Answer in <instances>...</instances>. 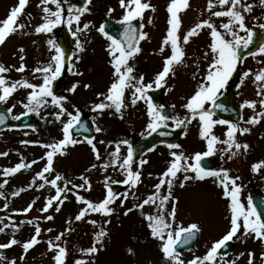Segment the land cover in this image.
<instances>
[{
    "label": "rangeland",
    "instance_id": "obj_1",
    "mask_svg": "<svg viewBox=\"0 0 264 264\" xmlns=\"http://www.w3.org/2000/svg\"><path fill=\"white\" fill-rule=\"evenodd\" d=\"M149 2L155 6L156 11L146 10L141 20L143 31L149 33V38L140 42L142 52L131 61L135 66L136 75L143 74L146 83L154 80L156 73L163 68L164 58L171 52L170 47H166L163 53L159 51L169 27L167 24L169 18L167 5L170 0H149ZM207 2L208 0H189V8L179 14L182 21L181 36L200 19L208 18ZM244 2L255 5L251 13L245 14L248 26L264 24V6L260 5L259 0H244ZM70 3L74 2L70 1ZM17 5L18 0H0V24H2L3 19L7 18L11 8ZM48 6L55 10L54 5L49 4ZM200 6H204L203 9ZM64 7L65 15H67V5ZM90 7L92 11L82 17L81 26L83 23L91 22V27L79 34L80 39L85 43L86 50L79 53L82 57L79 61L73 58L74 68L72 71H69L70 65L66 60L62 75L53 82L52 87L57 95L69 97L65 104L69 111H73L72 106L76 105L81 109L82 115L90 120L94 130V142L100 151L101 159H96L91 146L87 143L70 146L66 155L55 157V171L51 174L46 173V176L52 179L56 173H60L66 179L72 180L74 184L83 183L80 177L82 175L87 176L91 181V190L74 189L67 194L68 199L60 206L59 212L55 211L54 206L47 213H43L40 209L48 197L55 195V189L51 185H45L43 189L39 188V183L43 182L39 179H37L36 184L29 187L33 177L46 164V158L42 160L40 157H44L48 149L42 145L62 138L63 125L61 121L56 120L54 115L59 110L56 106L48 104L42 107L39 115L28 113L36 119L35 125L29 129H20L12 125L0 130V152L8 153L7 156H0V184H3L4 180H8V183L0 189L5 193L4 197H0V217L4 218L3 223L5 224L15 223L19 225V231L14 232L9 226L4 232H0V243H7L13 236L21 242L10 248L0 249V252H3L7 258L0 260V264H9L13 258L16 259L17 264H55L56 252L49 250L48 241L54 240L55 236L61 232H64V236L60 243L68 250L65 264H74L78 258L87 260L88 264H171L165 259L161 251V242L151 236L150 229L147 227L148 222L145 219L146 214H156L159 211V201L157 204L145 205L142 210L134 208L127 215L124 213L128 208L141 203L155 191L154 185L159 182L160 175L172 160L171 151H183L186 155L191 156L197 151L206 150V141L199 135L198 121H193L187 125V134H185L184 126V136L177 142L182 145L181 149H169L168 146L161 145L154 148L148 155L134 160V170L139 169L142 173L141 182L138 185L135 187L122 183L111 185L116 193H129L128 199L123 205H121L122 197L116 199L112 205L115 211L111 216L106 217L99 213H90L81 221L75 220L79 210L84 207V204L76 200L77 191L87 199L99 202L106 195L104 187L106 176L115 181H122L126 178L118 165L110 166L107 169L102 167L105 162L110 163L112 159L110 153L114 151L115 144L125 139L132 144L136 137L146 135L149 131L146 127L149 117L145 101L141 100L132 105L129 99L127 101L128 106L122 114L116 113L114 110H105L103 114L92 110V104L99 102L100 99L97 93L106 92L113 79V68L109 63L110 56L107 51L109 41L97 29L105 16L121 20L124 9L120 7L119 0H93ZM42 8L40 0H29L24 13L19 18V22L24 23L26 27L23 30L18 29L3 45H0V63L10 69L9 72L3 74L9 82L27 79L31 83H42V74L33 70L46 65L54 54V50L50 51V46L47 44L49 38L54 37L64 49L69 48V55L75 50V37L71 35L66 25L58 26L52 33L37 34L35 32V27L43 22ZM109 8L114 9L111 14L108 12ZM217 8L215 10H221L219 7ZM149 19L152 20L151 23H149ZM212 20L217 27L222 22H227L226 17H212ZM240 35L246 36V33L241 31ZM209 44L210 35L206 28L201 31L200 35L192 37L190 42L185 45V63L175 67V76L170 75L167 83L163 86L162 104L174 105L176 112L173 115L183 117L187 114V110L182 105L194 93L211 59V56L208 59H204L203 56V53L208 50ZM21 48L24 49L23 53L20 51ZM21 56L24 57L23 61L20 59ZM21 63L26 65L22 72L16 70ZM197 68H199L200 73L196 79H193V73L197 71ZM260 68H264V55L251 56L245 62L240 77L248 69L256 72ZM253 79L252 76L246 78L244 84L238 87L236 99L238 98L237 101L240 105L244 100H259V97L256 96L257 88ZM77 81L80 82L79 87L75 93H70L68 89ZM84 84H90L91 87L86 89ZM170 88L171 91H169ZM29 91L31 89L18 87L17 91L6 102H0L6 109L15 105L10 113L13 122L17 121L13 119L14 116L26 111L22 102H27L26 98ZM243 110V120L239 123L242 126L251 127V132L244 135L238 134V140L241 143H248L251 146L250 149L247 152L241 150L231 160L227 159L226 154L220 151L211 157L217 168H228L233 176L241 177L238 183L243 185L242 199L246 203L251 186H256L264 192V167L258 172L252 171L254 163L264 160V119L259 124L247 125L245 122L254 113L252 109L247 107ZM257 110H259V105ZM62 119L66 121L68 117L64 116ZM93 119H95V124H93ZM168 123L170 125L168 127L174 128L171 126L173 121ZM96 126H99L102 131L95 132ZM226 128L225 125H217L214 128V134L221 139H226ZM76 139L82 140L83 138L78 137ZM25 140L39 141L40 143H21ZM100 141H104V143H100ZM217 147L223 149L226 146L220 144ZM126 155L127 146L124 145L121 147V159ZM222 155H224V159H221ZM141 159L147 160L142 168L139 166ZM33 160H36L37 163L30 168L21 169L16 174L3 175L4 169L14 167L21 161L27 164ZM220 160L223 166L220 164ZM93 164H96L97 167L92 168ZM183 175V172L178 174L172 188L173 196L178 200L176 219L172 228L175 230L181 225L187 227L191 223H197L200 226V239L197 245L191 250L180 252L181 258L188 261L194 256L205 255L212 243L227 233L230 229V211L228 208L229 201L222 196L223 190L214 182L213 178L191 180L186 182L184 187H181L180 182L183 180ZM60 184L63 186V182ZM20 188L26 190L21 192L19 196L11 195L12 192ZM116 188L119 190L116 191ZM166 192L167 186L165 185L161 189V194H166ZM33 200H35V204L30 212L25 214L18 211L27 207ZM6 203L8 207L4 208ZM166 207L170 211L171 202ZM47 215L54 218L52 220L43 219ZM8 217H12V220L9 221ZM37 217L40 218L38 221L35 220ZM28 220H32L33 223H21ZM91 220H96L97 224H91L89 222ZM106 220L110 223H105ZM36 223H39L42 229L41 235L38 237L40 242L27 253H24L22 244L34 234ZM2 226L3 224H0V227ZM101 227L108 231L103 247L94 257L85 256L80 252V249L92 245L94 235ZM49 228L52 229L51 232L47 231ZM66 229H71V231H66ZM232 241L234 243L233 252L229 255H222L223 260L218 257L217 264H226L227 261H235V264H248L249 252L255 253L254 264H264V259L261 258V253H264V240L244 236L243 229H241ZM129 247L134 249V254H129L127 251ZM240 253H244V255L240 256ZM21 256H24L23 260L20 259ZM237 257L239 258L237 259Z\"/></svg>",
    "mask_w": 264,
    "mask_h": 264
},
{
    "label": "snow or ice",
    "instance_id": "obj_2",
    "mask_svg": "<svg viewBox=\"0 0 264 264\" xmlns=\"http://www.w3.org/2000/svg\"><path fill=\"white\" fill-rule=\"evenodd\" d=\"M93 0H84L82 5L70 3V0H40V4L43 6L42 11L44 13L43 22L35 27V32L40 33H52L60 25H66L68 31L73 37H75V50L69 55L65 49L52 37L47 40V44L50 46V51L54 50V54L51 56L50 61L42 66L34 69V72L42 74V83H31L27 79H21L17 81L9 82L4 73L10 71L3 63H0V102H6L9 97L17 91L18 87H25L31 89L27 95V102H22L25 112L20 115L14 116L13 119L19 120L21 116H26L28 113H36L39 115L40 109L48 104L56 106L59 110L54 114L56 120L61 121L62 138L55 140L52 143L42 145L48 149L44 157L46 158V164L43 169L36 173L32 179L31 187L36 184L37 179L43 181L39 183L38 187L43 189L45 185H51L55 189V195L47 198L46 203L40 209L41 212L47 213L49 209L55 206V211L61 210L60 206L68 199V193L74 189H87L91 190V181L87 176H81L80 179L83 183L74 184L72 180L66 179L62 174L56 173L54 178L49 179L47 174H51L55 171L54 159L57 155H66L67 149L70 146H75L80 143H87L91 146L93 153L97 160L101 159V154L97 148V144L94 142L95 137L84 136L83 139L74 138L73 132L79 129L87 130V124L81 120V109L73 105V111H69L65 107L69 97L66 95H57L53 91V82L62 75L67 60L70 65L69 71H72L74 65L72 64L73 58L79 61L82 57L79 53H83L85 49V43L80 39V33H83L90 29L91 22L83 23L81 26L82 17L86 13L92 11L90 5ZM260 5L264 6V0H259ZM29 3V0H18V5L11 8L7 18L3 19L0 24V45H3L6 40L17 30H23L26 25L19 22V18L24 13V10ZM54 5L53 10L48 5ZM67 5V15H65V7ZM119 5L124 9V14L120 23L124 26L120 36H116L106 30L104 23H101L97 29L108 41L107 51L110 56L109 63L113 68V79L108 86L106 92L97 93L99 102L92 104V110L103 114L105 110H114L116 113H123V110L128 106L127 101L130 99V103L135 105L138 101H145L147 104V114L149 122L147 123L148 135L153 132H157L161 127H168L169 121H173V125L176 128L185 126V134H187V125L193 121H198L200 132L199 135L206 141V150L203 152L197 151L193 155L188 156L183 151H171L170 155L172 160L166 170L160 175L159 182L154 185L155 191L149 194L141 203L133 205L132 208H128L125 211V215L132 212L135 209H143L145 205L157 204L159 211L156 214H146L147 227L150 229V234L153 238L161 242V251L166 260L171 264H217V258L221 260L224 257L221 255V250L227 247L229 241H232L237 234L243 229L244 236H251L254 239L264 240V201H261L258 205L254 202L253 198L249 195L247 201L242 199L243 185L238 183L241 179L240 176H232L230 169L210 168L205 166L202 162L205 158L211 157L217 153V151L226 154L227 159L231 160L237 156L241 150L247 152L250 149V145L246 142L241 143L238 140V134L244 135L251 132V127L242 126L239 122H233L230 119H216V110L222 109L228 111L227 107L219 103L220 96L223 95V89H225L232 79L233 74L237 72L238 64H240L246 57L242 53V49H248L253 42L254 32L246 22V13H251L254 8V3H245L244 0H208L207 11L209 13L208 18L200 19L194 24L186 33L181 36L182 21L180 13L183 10L189 8V0H170L167 5V12L169 18L167 24L166 35L164 36L159 51L163 53L166 47H170V55L166 56L163 61V68L157 72L155 78L151 82H145V76L143 74L137 76L134 64L131 63L135 57L142 52L140 42L149 38V33L143 31V24H140L138 28L133 21L142 20L146 10L156 11V8L149 0H119ZM219 7L221 10H215ZM114 9L109 8L108 12ZM212 17H226L227 22H222L219 27L214 23ZM152 20L149 19V23ZM261 28H264V24H260ZM209 30L210 44L207 46L208 50L203 53L204 59H208L211 56L210 61L207 64L206 69L203 72L202 78L199 80L194 93L186 99V102L182 105L187 110V114L181 117L180 115H167L164 112L165 105L155 104L153 98L149 95L150 90L153 88H161L167 83L169 76H175V67L185 63L187 45L192 37L200 35L204 29ZM246 33V36H241L240 32ZM230 37V38H229ZM20 51L23 53L24 49ZM258 54L264 55V43L260 44L258 51H249L248 55L255 57ZM21 61L24 57H20ZM26 65L21 63L17 71H24ZM200 70L193 73V79H196ZM82 74V73H74ZM254 77L253 83L255 84L257 91V99L244 100L240 107H245L253 110V115L245 122L247 125H256L264 119V68H260L258 71L253 72L252 69L244 71L240 77V84L242 86L245 79L248 77ZM79 81L72 84L68 89L70 93H75L79 87ZM86 89L90 88V84H84ZM129 90L130 97H129ZM171 91V88L169 89ZM50 98V99H49ZM259 105V110H257ZM15 105L12 106L14 108ZM12 108H8L7 112L11 113ZM67 116L68 119L64 121L62 118ZM8 119V116L4 112H0V124H3ZM241 120L243 117L241 116ZM95 124V119H93ZM217 125L227 126L225 136L226 139H221L214 134V128ZM102 129L99 126L95 127V132L99 133ZM162 135H169L170 133H161ZM23 144L40 143L39 141H21ZM104 143V141H100ZM223 144L226 147L218 149L217 145ZM127 146V155L121 159L120 152L121 147ZM169 149H181L182 145L179 143L168 144ZM155 146H153L154 148ZM153 149H149L152 151ZM134 152L132 144L129 140H121L115 144V149L110 153L111 161L105 162L102 167L107 169L108 167L119 166L123 170L125 179L122 181L112 180L110 177H105L104 187L106 189V195L99 202H94L76 192V200L82 204V207L78 214L75 216L76 221H81L86 218L90 213H99L103 216H111L115 211L112 207L116 199L122 197L121 205L128 199L129 193H116L112 188V184L122 183L135 187L141 182L142 173L139 169L133 168L134 164ZM7 152H0V156H7ZM224 159V155L221 156ZM191 161V162H190ZM37 163L33 160L31 163H24L21 161L14 167L6 168L3 170V175L8 176L18 173L21 169L30 168L33 164ZM147 160L141 159L139 166L142 168ZM92 168H96L97 165L93 164ZM264 167V160L254 163L252 165V171L258 172ZM183 172V180L180 182V186L184 187L186 182L191 180H205L207 178H213L214 182L222 188V196L229 201L228 208L230 211V229L219 240L212 243V246L208 249L203 256H194L191 260L185 261L181 258V254L178 248L183 245H188L196 237V234L200 231V226L197 223H191L187 227L179 226L175 230L172 228V224L175 222L177 214L178 200L173 196L172 188L178 177V174ZM189 173H192L191 175ZM60 182H63L61 186ZM8 183V180H4L3 184H0V189ZM71 185V187H69ZM167 186L166 194H161V189ZM26 189L20 188L11 193L12 196H19L21 192ZM5 193L0 191V197H4ZM171 202V210H167L168 203ZM35 204V200L28 204L27 207L20 209L23 213L31 211ZM8 204L4 205L7 208ZM167 213V215H165ZM54 217L51 215L44 216L45 220H52ZM40 218H35L38 221ZM11 221L12 217H8ZM4 218L0 217V232H4L9 226L13 231H19V225L12 223L11 225L3 223ZM71 222V221H69ZM91 224H97L96 220L89 221ZM21 223L32 224V220L22 221ZM110 223V221H105ZM41 227L39 223L35 224V232L30 239L23 242L22 247L24 253H27L36 244L40 242L38 237L41 235ZM47 231L51 232L49 228ZM71 231V229H66ZM64 232L56 235L54 240L48 241L49 250H55L54 256L55 264H65L68 250L65 246L61 245ZM108 236L107 229L101 227L94 235V240L91 246L80 249V252L85 256L94 257L103 247L105 238ZM21 243L14 236L7 243H0V249H7L13 245ZM129 254H134V249L131 247L127 250ZM243 256L244 253H240ZM248 264H254L255 253H248ZM239 257H237L238 259ZM261 258L264 259V253H261ZM7 259L3 252H0V260ZM21 260L24 256L20 257ZM9 264H17L15 258L9 261ZM74 264H88V261L83 258L75 260ZM226 264H235V261H227Z\"/></svg>",
    "mask_w": 264,
    "mask_h": 264
},
{
    "label": "water",
    "instance_id": "obj_3",
    "mask_svg": "<svg viewBox=\"0 0 264 264\" xmlns=\"http://www.w3.org/2000/svg\"><path fill=\"white\" fill-rule=\"evenodd\" d=\"M81 4H83L84 0H79ZM134 24H136L133 21ZM137 25V24H136ZM106 30H109L111 34L116 35V36H120V34L123 31V25L121 23H116L115 21L111 20V19H107L106 23ZM137 27L139 28L140 26L137 25ZM254 40L252 42V44L249 46L248 49H242V53L244 56L248 55L249 51H254L256 48H258L260 46V44L264 43V31H258L255 30L254 31V36H253ZM238 75V70L236 73L233 74L232 77V83H231V88L228 90V92L224 95V100H221L219 103L224 104L228 111H223L222 109H217L216 112L220 113L223 116H226L228 118L231 119H237L238 115H239V109L233 106V100L231 98L232 95V89H233V85L235 83V80L237 78ZM154 102L156 104L159 103L160 101V90H154L151 93ZM0 112H3L2 109L0 108ZM164 112L165 114L169 115V109L164 108ZM6 114V113H5ZM8 116V119L3 123L0 124V128L5 127L9 124V115L6 114ZM23 126H30L34 123V121L30 120L29 117H25L23 120ZM76 133H80V130L75 131ZM182 132V128L180 127L178 130H170L164 127H161L157 132H153L150 136H148L147 138L144 139H139L137 140L135 146H134V155L135 156H140L143 153H145L150 147H152L153 145H155L158 142H165V143H174L181 135ZM161 133H170L169 135H162ZM82 134H84L85 136H89L90 132L88 131H82ZM205 166L209 167L210 166V160L208 158H205L202 162ZM251 196L254 200V202H256L258 205L260 204L261 201H264V197L256 190L253 189L251 191ZM262 210H264V206H262ZM197 239H193L190 244H188L186 247H192L195 243H196ZM232 249V248H231ZM230 249L226 248V251L228 252Z\"/></svg>",
    "mask_w": 264,
    "mask_h": 264
}]
</instances>
